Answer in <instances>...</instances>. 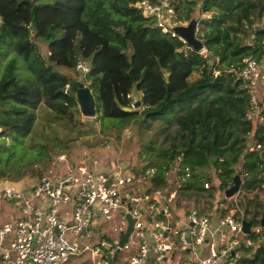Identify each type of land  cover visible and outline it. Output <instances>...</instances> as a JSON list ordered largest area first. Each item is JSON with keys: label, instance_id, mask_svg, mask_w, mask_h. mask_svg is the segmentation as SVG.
I'll return each instance as SVG.
<instances>
[{"label": "trees", "instance_id": "trees-1", "mask_svg": "<svg viewBox=\"0 0 264 264\" xmlns=\"http://www.w3.org/2000/svg\"><path fill=\"white\" fill-rule=\"evenodd\" d=\"M137 1L0 0V61L6 58L0 71V155L6 157L0 156V167L15 157V145L23 144L32 131L39 103L69 123V107L77 102L69 87L74 77L62 70L66 68L81 71L95 98L94 119L102 130L118 132L130 125L138 133L148 152L141 159L146 164L128 170L152 169L148 189L173 186L165 180L168 172L177 179L187 168L188 176L180 181L182 199L201 197L204 181L210 185L208 196L223 191L234 174L240 176L241 190L263 192L264 123L253 135L261 147L247 151L253 125L245 118L249 100L237 69L243 57L258 56L263 49L264 24L255 25L264 0H168L175 21L186 22L198 11L199 50L161 31ZM39 41L47 55L41 53ZM14 56L22 57L24 75L17 73ZM80 61L86 70L77 67ZM193 71L198 75L189 79ZM106 120L112 123L104 127ZM90 124L79 125L89 129ZM83 131L73 132L74 141ZM142 131L147 140L142 141ZM40 160L34 157L35 163ZM47 162L17 177L0 170V181L15 186L28 174L39 178ZM22 183L18 185L28 186ZM241 208L251 226L260 227L263 197L254 194ZM258 232L248 236L257 244L242 248L240 264H264V228Z\"/></svg>", "mask_w": 264, "mask_h": 264}, {"label": "built area", "instance_id": "built-area-1", "mask_svg": "<svg viewBox=\"0 0 264 264\" xmlns=\"http://www.w3.org/2000/svg\"><path fill=\"white\" fill-rule=\"evenodd\" d=\"M135 5L153 16L161 31L189 46L170 28L175 14L168 0H139ZM242 62L237 75L248 94L245 118L253 132L246 145L253 151L261 147L253 139L255 127L264 123V45L258 56L246 55ZM77 66L86 70L84 64ZM62 160L57 157V163ZM71 164L26 188L5 185L0 190L1 198L19 211L0 226V264H240L242 248L256 247L241 230V220L248 217L242 197L250 196L240 187L230 197L219 190L208 196L210 185L204 181L201 197L182 199L180 181L188 176L187 168L174 176L173 186L148 189L152 169L135 173L123 166L97 169L95 162ZM126 214L131 230L119 246ZM258 229L251 226V232Z\"/></svg>", "mask_w": 264, "mask_h": 264}, {"label": "rangeland", "instance_id": "rangeland-1", "mask_svg": "<svg viewBox=\"0 0 264 264\" xmlns=\"http://www.w3.org/2000/svg\"><path fill=\"white\" fill-rule=\"evenodd\" d=\"M257 24L259 26H262V24H264V11L261 13L260 19ZM38 44L41 53L43 55H47L48 50L45 44L40 41L38 42ZM12 54L13 52H10L8 56L11 57L14 55ZM14 57H16L18 66L16 69L17 73L20 75H24L26 73V70L22 57ZM5 59L6 58H3L0 61V71ZM78 64L84 63L80 61ZM79 66L77 67L80 70L81 68ZM85 66L86 65H84V67ZM83 69L85 70V68ZM62 70L70 73V75L74 77L73 79L82 80L81 71L78 73H74L70 69L62 68ZM197 75L198 72L193 71L189 75V79H193L197 77ZM82 82L85 84V81L82 80ZM136 95L137 93H134L132 96ZM69 109L71 110V113L68 123L63 121V119H59L58 117H56V114H51L49 108L46 107L42 102L39 103L35 108L36 119L34 127L28 134V136L25 137L23 143L24 145L22 143L15 145V157L11 158L8 164L2 165L0 167V170L6 171L11 177H17L20 174L24 173V169H36L37 166L43 164L46 159L48 160V165L46 166L47 169L44 174L48 173L49 171L63 169L67 164L74 162L77 163L79 161H85L89 164H93V162H95L94 167H97V169H108L111 166H123L126 169H130L132 167L134 168L131 169L133 171H138L142 166L146 164V161H143L141 159L144 158L148 154V152L143 146H141V141H139L138 133L135 132V129L132 126L129 125L118 132H115L114 129L109 130V128H105L102 130L101 122H99L98 119H94L96 114L92 118L82 116L77 104L75 107H69ZM90 121L91 124L89 129L86 128L85 125H79L85 124ZM105 122L106 123L104 127H107L112 123L109 122V120H106ZM85 129L88 130L84 132L83 130ZM77 130L83 132H81L77 136V141H74L73 136L71 135ZM140 136L142 137V141L148 139L146 132H140ZM67 138L70 139L69 145L66 144ZM2 142L3 141H0V143ZM7 143H9V140ZM60 155L63 156V160L57 163V157ZM0 156L6 157V154L2 153ZM35 156L40 157L41 160L39 161V163L34 162ZM26 174H28V172H26ZM39 178L34 177L31 179L30 175L28 174L25 182L22 183V180H19L18 182L22 183V185L30 186ZM19 183L13 186L0 181V190L5 185L22 188L20 187L21 185H18ZM254 194H256L258 198H262V191H255V193L249 192L248 196L252 197V195ZM245 196L246 195L242 197L243 202L246 199ZM219 198V194H216L214 196L215 200H218ZM178 200L180 204L183 203L180 198H178ZM189 201L192 200L189 199ZM192 205L194 204H187V206ZM11 213L15 214V216H13L12 218H10ZM18 215V209L9 206L8 203L0 196V220L3 221L0 222V226H2L5 221L11 222ZM100 223L103 224V221L100 220L99 224ZM108 228L109 231H112L111 226H109ZM104 236H110V234L106 232ZM72 264H76V261H73Z\"/></svg>", "mask_w": 264, "mask_h": 264}, {"label": "water", "instance_id": "water-1", "mask_svg": "<svg viewBox=\"0 0 264 264\" xmlns=\"http://www.w3.org/2000/svg\"><path fill=\"white\" fill-rule=\"evenodd\" d=\"M197 10H195L189 19L186 22L174 21L170 28L175 31L177 34L184 37L187 41V44L196 50L201 49V40L198 39L194 35L195 25H196V17ZM258 27V24L255 25V28ZM164 78L167 79V74H164ZM70 90L74 93V97L76 99L77 105L80 109L82 116L92 118L95 116V98L89 89V87L82 82V80L72 79L69 84ZM133 105V104H132ZM128 110L129 107H123ZM73 165V163L71 164ZM174 179V173L168 172L166 175V182L172 183ZM240 176L239 174H234L231 179V184L223 190L224 197L232 196L236 191H238L240 187ZM263 203H264V189L262 192ZM126 216L127 226L124 232H121L118 235L119 246H121L125 241L128 233L131 230V219L128 214ZM251 220L250 219H242L241 220V230L244 234L249 235L251 233ZM260 228H264V217L260 218ZM259 230V229H258ZM258 230H256V234L259 235ZM85 264V261H84Z\"/></svg>", "mask_w": 264, "mask_h": 264}, {"label": "crops", "instance_id": "crops-1", "mask_svg": "<svg viewBox=\"0 0 264 264\" xmlns=\"http://www.w3.org/2000/svg\"><path fill=\"white\" fill-rule=\"evenodd\" d=\"M263 185H264V184H263ZM263 185H262V186H263ZM13 188H16V187H13ZM258 199L260 200V198H258ZM8 205H9V204H8ZM9 206H10V205H9ZM11 211H12V209H11ZM13 216H15V214H14V213H11L10 218H12ZM10 220H11V219H10ZM0 222H3V221L0 220ZM6 222H9V221H5V223H6ZM76 264H77V261H76Z\"/></svg>", "mask_w": 264, "mask_h": 264}]
</instances>
